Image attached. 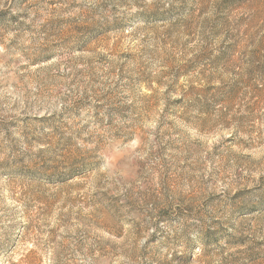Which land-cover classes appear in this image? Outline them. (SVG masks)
Wrapping results in <instances>:
<instances>
[{"label":"rangeland","instance_id":"1","mask_svg":"<svg viewBox=\"0 0 264 264\" xmlns=\"http://www.w3.org/2000/svg\"><path fill=\"white\" fill-rule=\"evenodd\" d=\"M0 264H264V0H0Z\"/></svg>","mask_w":264,"mask_h":264}]
</instances>
